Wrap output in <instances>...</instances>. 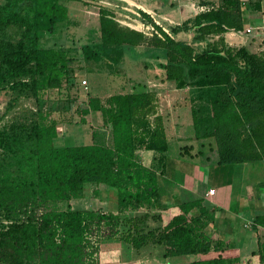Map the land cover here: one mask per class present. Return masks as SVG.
<instances>
[{
  "label": "trees",
  "instance_id": "1",
  "mask_svg": "<svg viewBox=\"0 0 264 264\" xmlns=\"http://www.w3.org/2000/svg\"><path fill=\"white\" fill-rule=\"evenodd\" d=\"M70 1L91 0H0V93L8 96L0 114V264H135L100 250L98 237H116L133 249L159 246L160 259L184 256L186 264H241L238 248L213 228L212 205L189 192L169 202L162 196L158 182L170 136L156 88L102 100L85 91L75 107L78 122L96 114L99 123L85 144H61L68 96L56 99L59 119L41 106L50 93L75 84L78 56L99 62L103 54L144 47L161 56L163 82L187 87L179 105H188L190 121L180 140L197 142L196 148L178 146L179 157L216 166L261 161L264 167V47L254 52L224 41L225 32L262 24L250 15L264 14L263 0H196L205 8L175 25L156 24L138 10L155 31L150 35L120 24L111 7L99 3L87 43L47 44L66 27ZM21 98L32 106L4 119ZM141 151L150 153L147 162ZM90 183L94 194L99 186L113 193V209L70 206ZM253 221L264 228V215ZM254 234L255 249L242 264H264V233L256 227Z\"/></svg>",
  "mask_w": 264,
  "mask_h": 264
},
{
  "label": "rangeland",
  "instance_id": "2",
  "mask_svg": "<svg viewBox=\"0 0 264 264\" xmlns=\"http://www.w3.org/2000/svg\"><path fill=\"white\" fill-rule=\"evenodd\" d=\"M109 1V2H108ZM139 3H142L143 6L142 11L150 12V0H136ZM135 1V2H136ZM196 1V0H195ZM153 3V0H151ZM155 4L160 6V8H156V13L153 12L151 15L154 17V19L158 21L159 24H161L162 19L166 21L169 24L175 25L180 23L181 21H184L187 18L192 17L195 12L200 10L195 5V2L192 0H154ZM264 3V0L262 1ZM101 3L103 5H106L107 7H111L115 18L120 24L127 25L131 28H141L142 26L139 25L144 20L140 17L138 14V11L134 6H131L129 0H117L114 4L111 3L110 0H96V1H89L88 4H84L81 1H70L65 3V6L68 8L67 10L69 15L68 19L69 21L66 24V27L58 29L54 37H52L47 44L49 45H64L68 46L71 45V43H74L76 47L78 48L81 44H85L88 42V40L92 39L91 35H87L85 33L86 29L90 28L92 23H95L96 13H97V6ZM121 3V4H120ZM263 9L264 5L261 4ZM133 7L134 9H132ZM129 10H133L134 12H130ZM167 10L166 12H163ZM145 12V13H146ZM136 13V14H134ZM158 13V14H157ZM134 14V15H132ZM157 16H155V15ZM251 17L255 20H260L264 18V14H251ZM165 30L168 31V28L164 26ZM256 31H261V28L256 29ZM229 32V31H228ZM226 32L225 35L228 34ZM252 34H255V32H252ZM179 35H184V33H179ZM190 35V34H189ZM242 43H237L239 45H244L247 50L249 51H258L264 47V39L257 38L256 41L251 43L250 41L252 39H248L249 36H244V34L240 35ZM190 38L191 36H188ZM93 42H89L91 44ZM46 44V43H45ZM73 44V45H74ZM230 46L233 45L231 41L228 43ZM234 45V46H239ZM140 49L144 50L143 52L140 51ZM122 55L115 57V54L113 52L102 55L100 58L101 61L97 62L93 59L85 60L84 58H81L78 56V61H74V64L81 65L79 69H75L74 72V81L75 84L71 87L63 88L60 90L59 94L57 92L50 93L51 99H48L47 101H44L42 104V108L45 110V108L50 109L51 112H49V116H53L57 119L60 118L61 111L55 110L59 103V100L56 99H63L67 96L69 97V117L67 113L63 114V119H70L69 124L64 127V130L62 129V132L60 134V137H66L63 139V142L61 144H85L90 142V136H91V130L94 128H97L96 124L98 123V118L96 114H92L90 118L86 119L84 123H79L78 118L79 114L75 112V107L78 103L82 102L85 99V91L89 93V95H95L99 99H104L108 95L116 92H123V91H139L143 90L144 88L154 87L157 89L158 92L162 90V83L163 78L161 75V68L159 67L158 63L159 61H162L161 56L153 57L152 54H150L149 51L146 50L144 47H132V48H125L121 52ZM115 60V61H114ZM84 80L85 83H81L80 81ZM68 85L67 83H64V86ZM155 85V86H154ZM160 96V103L159 109H163V107H167L168 103L170 101H173L174 98H172L171 94L164 95L159 94ZM175 97L178 95L175 94ZM8 99V96L4 93H0V114L3 112L4 107L6 105V101ZM159 102V100H158ZM31 99H23L21 98L18 103L15 105V107L12 109V111L15 113H8L5 115L4 119H10L14 115L20 114V112L27 111V108L32 106ZM179 118L180 122H184L186 124L189 123L190 117H189V109L188 105H185L184 108L179 109ZM173 114H176V111L174 110ZM172 115V114H170ZM173 119L176 118L173 116ZM171 120V119H169ZM168 120V133L171 138H169V158L170 160L174 159L177 163H182V165H186V163H194L195 161H191L189 158L185 156L179 157L178 153V146L183 145L184 143L192 144L196 148L195 140L192 138L184 139L183 141H178L177 137H173L171 130H173V126L171 122ZM99 124V123H98ZM97 124V125H98ZM187 129L185 134H188V126L186 125ZM97 130V129H96ZM99 130V129H98ZM103 130V129H102ZM101 130V131H102ZM97 132V131H96ZM174 134V130H173ZM184 133H182V136H185ZM147 155H149V152H145ZM201 160V159H200ZM186 162V163H185ZM202 168V172L204 173L205 180H210V183L216 184V178H219L217 176H221V178H227V181H229L231 178H244L245 182L248 184V192L250 198L252 197V192H254L255 187L260 183L264 182V167L263 163L261 161H254V162H246L243 164H231V165H222V166H215L206 164L200 165ZM176 169H170V167H167L165 165L164 167V174H169L171 177L169 181H171L172 188L170 189L173 194H178V187L179 185L176 184L178 181H180V171L179 165H175ZM188 167V165H187ZM204 167V168H203ZM231 168L232 171H226L223 172V169H229ZM245 168L246 173L242 172V169ZM194 169V168H193ZM218 169H221L222 172L219 173ZM238 176V177H237ZM226 181V179H225ZM158 186L160 188V184L158 182ZM178 186V187H177ZM94 185L91 183L89 184L88 193L83 198H77V199H71L69 201V204L72 208H85V207H97L100 210H111L113 209V193L111 191H106V187L99 186L94 189L97 190V194H94L91 192ZM262 188L260 185L258 187ZM263 189V188H262ZM218 191V196L220 198H215L218 200L219 203H221L219 206L230 209V211L237 210L236 207L241 208V205H234V194L236 192H232L230 190V186L223 185ZM164 193H162L163 196ZM264 195V189L261 193V196ZM230 198V200L228 199ZM262 198V197H261ZM264 202V201H262ZM237 204V203H236ZM58 209H62L65 207L64 203H58L56 205ZM259 215H264V212H259ZM228 215H226L227 217ZM225 217V218H226ZM229 220H232L231 217H229ZM226 225V223H225ZM236 225V224H235ZM150 228V219L146 221V227ZM222 228L226 229V227ZM234 230V228H233ZM238 237L234 238V233L231 231V234L233 235L229 241L232 245H241V241H246V238H249L251 235L250 230H246L241 225L239 227H235L234 230ZM264 235V234H263ZM226 236L222 235L221 238L224 239ZM97 245L100 247V250L105 251L109 254L110 257L118 259V261H128V262H134L135 264H161L162 260H159L158 256L160 255L161 248L159 246L150 247V244H145L141 246L139 249H133L128 244L124 243L120 239L113 237L110 239H104L101 237H98ZM97 239V237H96ZM241 239V240H240ZM254 241V240H252ZM242 246V245H241ZM157 250H156V249ZM150 249H155L152 252H150ZM155 257V259H154ZM182 261L181 264H186V257L180 256L178 257Z\"/></svg>",
  "mask_w": 264,
  "mask_h": 264
},
{
  "label": "crops",
  "instance_id": "3",
  "mask_svg": "<svg viewBox=\"0 0 264 264\" xmlns=\"http://www.w3.org/2000/svg\"><path fill=\"white\" fill-rule=\"evenodd\" d=\"M135 1L136 0H129L131 6H134L135 8H139V9H136L137 11L142 9L143 8V6L141 5L142 3H139L138 1L135 2ZM192 1L196 2L195 0H192ZM116 2H117V0L114 1V3H116ZM112 3L113 2H111L109 4H112ZM195 5L198 6L196 3H195ZM131 8L134 9L133 7H131ZM156 8H160V6L155 4L154 0H153V3L150 0V9H151L150 12L156 13ZM129 11L132 13L134 12L133 10H129ZM166 11L167 10H165L163 12H166ZM146 13L151 17V19L154 22H158L157 19L156 20L154 19V17L151 15V13H149V12H146ZM134 14H136V13H134ZM134 14H132V15H134ZM155 16H157V15H155ZM162 20L164 21V19H162ZM225 34L226 33H224V41L227 44L229 43V41H231V43H233L232 46H234V45H239L237 43L243 42V41H240V38L235 39L234 37H231L228 34L227 35H225ZM177 35L180 36L179 33ZM185 35H186V37H187V35L191 36L189 34H185ZM228 38H231V40H229ZM257 38L264 39V29H263V34L255 33V34H250L248 37V39H252L250 41L251 43L256 41ZM187 39L189 40L190 38L187 37ZM161 85H162V90L160 92L157 91V97L159 100L158 103H160L159 94L164 95V93H166V95L171 94V96L173 94L172 98H174V100L170 101V103H168L167 107H165V108L163 107V109H159V104H158V111H159V113H161L163 115V118H165L167 121L169 119H171L169 121L171 122V124L173 126V130H174V134H173V130H171L172 135H174L173 137L176 136L178 141H179L181 138H184V136H182V133H185L186 129H187L186 123H184L183 121L180 122V118L178 116L179 111H180L179 109H182L185 106V105H179V104H180V102H182L181 100H183V97L185 95H187V91H186L187 87L184 89H177L171 85L166 84L165 82H163ZM175 94H177L178 96L175 97L174 96ZM177 101H178V105H177ZM174 110L176 111V114H173ZM170 114H172V115H170ZM173 116L176 118V121H175V119H173ZM167 127H168V124H167ZM166 132H167V135L169 137V133H168L167 128H166ZM149 156H150V154L147 155V153H145L143 151L140 152V157L142 159H146V162H147ZM206 164H209V166L214 165L213 163H205V164L204 163H197V164L186 163V165H184V164L182 165V163L175 162L174 159L170 160L169 156L167 157L166 163H165V165L167 167H170V169H176L175 165H179V168L181 169L180 181H178V183H176L179 185V187L177 186L178 187V195L181 198H187V193L189 192L195 196L201 197L202 199L207 201L210 205H212L215 208V218L216 219H215L213 228L217 231V233L219 235L218 237L221 238L222 235H225L226 237L224 238V240L226 239L228 241L233 236L231 234V231H233V233H234V236H233L234 238H236V236L238 237V234L234 230H235V227H239V225H241L246 230L251 231V235L249 236V238H246V241H243V240L241 241L242 246L240 244L236 245V247L238 248V251H239V255H240V263L242 264V261L244 260V258L246 256H248L250 251L255 249V246H256V241H255L256 239L255 238L256 237L254 234V229H256V227H257V228H259L260 232L264 233V228H262L261 226H257L253 221L255 214H258L259 212H264V202H262V201H264V195L261 196V193L264 189V182H260L255 187L254 192H252V197L250 198L249 192L247 190L248 184L245 182L244 178H242V177L239 178L237 176L238 178H231L229 181H227V178H225L226 179V181H225V179L221 178V176H217L219 178H216V180H215L216 184L210 183V180H205V178H204L205 175L201 171L202 168L200 165L206 166ZM187 165H188V167H187ZM214 166L216 168V165H214ZM226 171H229V172L232 171L233 172V170L231 168L223 169V172H226ZM218 172L221 173L222 170L218 169ZM242 172L246 173L245 168L242 169ZM170 178L171 177L169 176L168 172H167V174H163L162 176H159L160 190L162 193H164L163 196L168 202L171 200V197L173 196V192L170 191V189L172 188V185H173V184H171L172 180L169 181ZM224 184L230 186V190H232V192H236L234 194V197H235L234 205L240 204L241 208L236 207L237 210L229 212L228 210H230V209L227 210V209L219 206L221 203H219L218 200L215 199V198H220V196L217 195L218 194L217 189H219ZM260 185L262 186L263 189L262 188L258 189V187ZM208 189H213L212 195L207 194ZM228 199L230 200V198H228ZM226 215H228V216L226 217ZM229 217H231L232 220H229ZM225 223H226V225H225ZM222 226L226 227V229L222 228ZM233 228H234V230H233ZM262 238H264V235L260 238V240H262ZM252 240H254V241H252ZM150 247H151V245H150ZM155 249H150V252H152ZM178 257H180V256H178ZM178 257L164 258V259L157 258V259L162 260L161 264H181L180 262L182 260ZM154 259H155V257H154Z\"/></svg>",
  "mask_w": 264,
  "mask_h": 264
},
{
  "label": "built area",
  "instance_id": "4",
  "mask_svg": "<svg viewBox=\"0 0 264 264\" xmlns=\"http://www.w3.org/2000/svg\"><path fill=\"white\" fill-rule=\"evenodd\" d=\"M197 8H199L200 10H203L205 7L204 6H197ZM263 19L264 18L261 19V21H262L261 25L246 24L241 31H239V32H237V31H229L228 35L231 36V37H234L235 39H239L241 37L240 36L241 34H244V36H246V37L249 36L250 34H252V32H255V33H258V34H263V29H264ZM155 23L159 24L158 22H155ZM139 25H141L142 27L141 28L140 27L139 28H135V29L142 31L146 35H150L152 32H155L153 30V27L151 25H149V23H146V22L142 21L141 23H139ZM258 28H261V31H256V29H258ZM162 29L165 32H167L164 27H162ZM228 39L231 40V38H228ZM240 41H241V39H240ZM80 82L81 83H85L84 80H81ZM207 194L212 195L213 194V189H208L207 190Z\"/></svg>",
  "mask_w": 264,
  "mask_h": 264
}]
</instances>
